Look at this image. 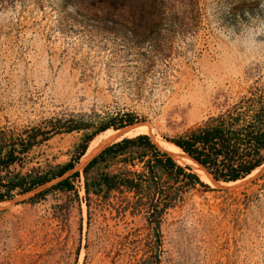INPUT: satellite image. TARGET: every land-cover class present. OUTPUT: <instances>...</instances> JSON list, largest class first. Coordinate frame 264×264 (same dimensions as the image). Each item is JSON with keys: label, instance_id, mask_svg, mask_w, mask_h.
Returning a JSON list of instances; mask_svg holds the SVG:
<instances>
[{"label": "rangeland", "instance_id": "obj_1", "mask_svg": "<svg viewBox=\"0 0 264 264\" xmlns=\"http://www.w3.org/2000/svg\"><path fill=\"white\" fill-rule=\"evenodd\" d=\"M261 21L264 0H0V131L46 132L23 171L74 164L0 201V264H264V163L235 184L208 174L216 186L200 179L150 215L142 192L85 194L84 166L113 142L78 156L123 113L134 122L119 128L172 144L264 94V46L240 49L224 31ZM122 158L86 175L139 170Z\"/></svg>", "mask_w": 264, "mask_h": 264}, {"label": "trees", "instance_id": "obj_2", "mask_svg": "<svg viewBox=\"0 0 264 264\" xmlns=\"http://www.w3.org/2000/svg\"><path fill=\"white\" fill-rule=\"evenodd\" d=\"M118 122V125L107 123L98 132L110 127L116 131L143 126L119 128L123 122L124 125L134 122L133 113H123ZM45 134L36 126L23 129L15 135L11 132L9 136L3 130L0 131V201L11 198L14 193L29 192L73 168V162L69 161L47 169L33 167L23 171L25 154L45 140ZM171 142L215 181L228 182L244 178L264 163V94L241 99ZM85 149L86 143L81 145L78 156ZM118 155H123L122 161L126 165L131 168L138 166L139 170L98 172L90 177L86 175L99 161ZM13 164L19 169L10 171ZM77 174L75 172L72 176ZM83 174L86 195L99 194L101 191L128 192L132 195L142 192L141 195L149 200L146 211L150 215L158 214V204H161L159 213H162L166 208L181 202L184 193L195 185L207 187L189 167L181 166L169 153L160 151L143 133L122 138L104 147L84 166ZM54 186L65 188L71 183L65 177ZM125 201L128 203L127 199Z\"/></svg>", "mask_w": 264, "mask_h": 264}, {"label": "bare ground", "instance_id": "obj_3", "mask_svg": "<svg viewBox=\"0 0 264 264\" xmlns=\"http://www.w3.org/2000/svg\"><path fill=\"white\" fill-rule=\"evenodd\" d=\"M138 131V128L136 129H128V130H110V129H104L102 131H99L96 133L92 139L88 142V145L85 149V152L83 156L91 154L93 151L97 150L101 146L107 145L111 142L117 141L118 139L125 138V137H130V136H135L141 132H136ZM157 146L171 154L173 159L177 163H185L188 164L191 168L192 171L201 179V180H210L211 184L216 186V183L210 179L208 174L205 172V170L195 161H193L190 157H188L184 152H182L178 147L174 146L173 144L167 143L163 140H156ZM258 168L254 169L250 174H248L246 177L254 173ZM241 180V179H240ZM240 180L236 181H228V182H222L223 184H235L239 182Z\"/></svg>", "mask_w": 264, "mask_h": 264}, {"label": "clouds", "instance_id": "obj_4", "mask_svg": "<svg viewBox=\"0 0 264 264\" xmlns=\"http://www.w3.org/2000/svg\"><path fill=\"white\" fill-rule=\"evenodd\" d=\"M261 24H264V21H261ZM224 31L232 33L228 36V41L240 49L247 50L256 45L264 46V28L257 30V25H242L238 31L226 27Z\"/></svg>", "mask_w": 264, "mask_h": 264}]
</instances>
